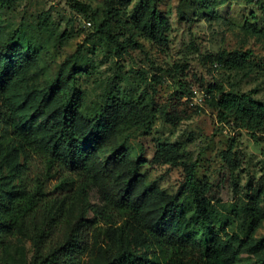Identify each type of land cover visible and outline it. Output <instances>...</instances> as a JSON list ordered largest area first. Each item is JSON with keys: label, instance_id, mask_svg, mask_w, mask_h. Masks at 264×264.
I'll use <instances>...</instances> for the list:
<instances>
[{"label": "rangeland", "instance_id": "rangeland-1", "mask_svg": "<svg viewBox=\"0 0 264 264\" xmlns=\"http://www.w3.org/2000/svg\"><path fill=\"white\" fill-rule=\"evenodd\" d=\"M74 1L91 13L76 11ZM138 1L116 3L124 11L112 26L125 43L118 52L98 32L105 0H17L10 7L0 5V48L23 37L39 51L24 79L8 85L15 112L13 125L0 128V193L20 199L41 195L24 216L12 220L0 212V220H9L11 227L8 233L0 232V264H38L69 240L89 246L84 264H108L120 247L117 230L92 210L103 206L94 182L51 167L34 153L26 161L23 149L13 143L14 130L22 127H31L46 140L45 128L35 129L36 120L29 121L34 114L29 96L47 98L58 82L63 89L52 93L51 109L74 89L83 94L87 115L106 109L111 91L137 106L144 123L122 119L114 137L100 145V158L105 161L125 148L133 162L146 161L139 169L146 184L172 197L185 185V166L194 165L197 182L206 189L203 197L211 204L214 224L209 238L220 237L236 254L235 264L264 261V130L240 129L211 107L222 93H251L264 103V0H159L170 23L166 42L152 41L132 28L130 15ZM128 39L136 44L127 47ZM234 53L246 55L247 62L233 63L229 55ZM160 144L180 148L176 165L157 155ZM13 149L20 152L22 176L7 164ZM180 198L187 218H195L192 195L184 190ZM197 239L206 238L200 234ZM132 250L143 255L134 244Z\"/></svg>", "mask_w": 264, "mask_h": 264}, {"label": "trees", "instance_id": "trees-1", "mask_svg": "<svg viewBox=\"0 0 264 264\" xmlns=\"http://www.w3.org/2000/svg\"><path fill=\"white\" fill-rule=\"evenodd\" d=\"M16 1L0 0V5L10 7ZM129 1L105 0V18L98 26V32L114 44L117 52L125 48V43L112 32L113 22L124 12L116 7V3ZM158 2L139 0L130 15V23L134 30L145 32L152 41L166 42L170 23L160 11ZM246 2L253 4L254 0ZM73 7L84 15L91 13L90 8L78 1H74ZM180 15L184 16L182 10ZM89 18L85 22L87 25L90 23L88 26L91 27ZM127 43V47L136 44L133 39H128ZM38 56V49L23 37L0 48V128L13 125L15 106L8 85L23 80ZM229 57H234L232 62L238 66L247 62L246 55L234 53ZM62 89L59 82L53 83L47 98L38 100L36 95L29 96L34 101L33 120L30 118L29 121L33 123L36 120L32 124L35 129L45 128L46 140L37 137L31 127H22L14 130L13 143L23 149L26 161L29 154L34 153L51 167L58 166L66 173L83 178L85 182L95 183L103 206L92 207V210L110 229L117 230L121 241L117 255L108 264H235L237 257L234 251L223 244L217 235L209 238L210 226L214 224L211 204L203 197L206 189L198 184L194 165L185 166L187 176L181 190V193L186 190L192 195L195 218L189 220L181 202V193L174 197L167 196L156 186L146 184L139 173L146 161L140 159L133 162L125 148L116 149L105 161L100 158V145L114 137L122 119L136 125L144 123L137 106L117 98L111 91L107 97L108 107L95 115H87L83 110V94L74 89L64 93L59 107L51 109L52 93L56 94ZM211 107L221 118L231 120L240 129L250 133L264 130V103L251 93H222L212 101ZM180 152L178 146L160 144L157 147V155L163 156L172 165L180 160ZM7 164L14 174H24L19 150L13 149L7 157ZM13 195L6 191L0 193L2 218L14 220L28 214L41 196L37 193L27 194L20 199V195ZM7 199L11 200L10 205H6ZM10 230V221L0 220V232L8 233ZM200 234L206 239L198 240ZM131 236L134 241L130 239ZM133 244L143 251V255H137L132 250ZM263 244L264 241L260 243ZM89 255L87 244L69 240L52 249L38 264H84Z\"/></svg>", "mask_w": 264, "mask_h": 264}, {"label": "built area", "instance_id": "built-area-1", "mask_svg": "<svg viewBox=\"0 0 264 264\" xmlns=\"http://www.w3.org/2000/svg\"><path fill=\"white\" fill-rule=\"evenodd\" d=\"M88 25L90 26V23Z\"/></svg>", "mask_w": 264, "mask_h": 264}]
</instances>
